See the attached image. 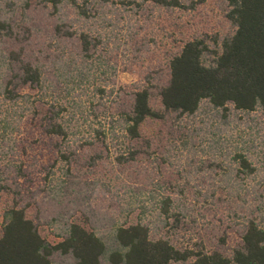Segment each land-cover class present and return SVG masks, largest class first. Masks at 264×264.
Segmentation results:
<instances>
[{
	"label": "trees",
	"instance_id": "obj_1",
	"mask_svg": "<svg viewBox=\"0 0 264 264\" xmlns=\"http://www.w3.org/2000/svg\"><path fill=\"white\" fill-rule=\"evenodd\" d=\"M151 1L185 9L178 0ZM47 2L52 9L38 21L28 3L16 13L13 3L7 1L5 10L0 2V264H53L58 255L71 264H264L258 208L248 212L229 252L208 250L203 242L178 247L169 233L176 234L194 203L209 196L189 181L176 183L179 174L163 176L173 153L194 144L197 134L183 122L203 103L224 113L229 106L259 111L264 119V0H225L231 33L211 42L185 37L168 53L165 70L147 73L131 91H116L117 66L102 36L76 30L67 19L71 11L79 25L94 16L104 21L111 0ZM89 117L97 127L81 136L77 125ZM110 143L118 148L117 167L133 166L141 182L155 186L146 195L156 200V224L145 221L152 212L142 202L136 222L116 227L109 242L84 216L67 224L61 241L50 243L39 229L40 201L72 191V170L108 160ZM85 148L93 153L85 156ZM232 158L244 178L254 174L247 155ZM214 164L200 162L188 173L208 180L200 174L214 171Z\"/></svg>",
	"mask_w": 264,
	"mask_h": 264
},
{
	"label": "rangeland",
	"instance_id": "obj_2",
	"mask_svg": "<svg viewBox=\"0 0 264 264\" xmlns=\"http://www.w3.org/2000/svg\"><path fill=\"white\" fill-rule=\"evenodd\" d=\"M7 1L14 4L16 13H20L28 3L30 16L36 21L42 18L43 12L52 9L47 2L49 0H0L5 10H10L6 8ZM178 1L185 9H166L151 0H111L104 7V21L94 16L85 26L79 25L71 11L67 19L76 30L83 27L93 35L102 36L108 45V56L117 66L113 78L116 91L119 88L131 91L147 73L164 71L168 53L185 37L198 35V38L205 37L211 42L231 33V25L225 18V0ZM228 109L224 113L203 103L195 117L186 119L183 123L188 131L197 134L192 142L194 144L180 149L178 155L174 152L176 159L170 158L172 166L163 174H179L181 180H176V183L182 185L189 181L190 186L197 185L203 195L210 197L214 194L213 198L203 197L194 206L191 205L192 211L186 214L180 230L176 234L169 233L178 247L194 248L203 242L208 250L222 248L229 252L240 240L248 212L257 208V222L264 228V119L259 111L246 114L234 110L232 106ZM92 120L89 117L83 122L80 118L83 124L78 123L77 126L83 131L81 136L89 135V126L97 127ZM78 140L83 143L80 138ZM78 140L74 148H78ZM108 148V160L98 162V166L84 162L82 170H72L76 183L72 191L61 194L60 198L47 197L40 201L39 229L50 243L61 241L59 237L67 224L76 217L84 221V216L90 220V229L109 242L116 227L136 222L142 211V202H145L146 211L152 212L150 216L149 213L143 216L145 221L156 224L157 212L153 206L156 200L150 201L146 195L155 186L145 180L141 182L133 166L117 167L113 159L118 154V148L114 143H110ZM83 151L85 156L93 153L89 148ZM235 153L247 155L255 168L253 175L244 178L238 172L239 167L232 158ZM200 162L207 165L208 162L215 163L214 171L203 170L200 174L208 176V180L188 173ZM158 179L154 177L155 182ZM144 182L146 188L142 185ZM222 238L224 245L220 241ZM53 262L71 264L72 259L58 255Z\"/></svg>",
	"mask_w": 264,
	"mask_h": 264
}]
</instances>
